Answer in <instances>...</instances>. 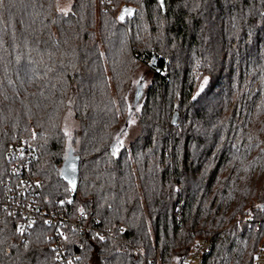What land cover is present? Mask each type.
<instances>
[{"label": "trees", "instance_id": "16d2710c", "mask_svg": "<svg viewBox=\"0 0 264 264\" xmlns=\"http://www.w3.org/2000/svg\"><path fill=\"white\" fill-rule=\"evenodd\" d=\"M70 1L63 13L57 0H0V182L23 139L47 208L97 216L106 232L66 226V244L82 247L75 264H186L202 240L201 264H254L264 0ZM75 166L72 190L63 169ZM52 231L39 220L19 243L0 211V264H54Z\"/></svg>", "mask_w": 264, "mask_h": 264}, {"label": "built area", "instance_id": "2783aa9c", "mask_svg": "<svg viewBox=\"0 0 264 264\" xmlns=\"http://www.w3.org/2000/svg\"><path fill=\"white\" fill-rule=\"evenodd\" d=\"M27 151V144L20 139L10 143L4 153V163L7 166L0 182V211L15 219L19 243L26 240L30 230L39 220L53 227L48 239L54 252V264H75L79 260L82 247L77 244L72 249L66 244V226L79 232L94 230L103 239L106 232L103 233L97 228V216L79 211L72 218H67L62 212L47 208L41 198V179L33 176L29 170ZM261 210V221H264V205ZM211 247V241L202 240L199 250L186 264H201L204 254L209 253ZM254 264H264V241L258 248Z\"/></svg>", "mask_w": 264, "mask_h": 264}, {"label": "rangeland", "instance_id": "374dc122", "mask_svg": "<svg viewBox=\"0 0 264 264\" xmlns=\"http://www.w3.org/2000/svg\"><path fill=\"white\" fill-rule=\"evenodd\" d=\"M103 2H104V0H103ZM70 5H71V1L70 0H57V2H56L57 10L59 12H63V13H66V12L69 11ZM107 9H108V7H107ZM141 60H142V58H141ZM146 71H147V67H146V65L144 63H142L141 64V68L137 71V74L135 75V77L133 79V82H134L135 85H137L138 90H143V88L145 86H147L149 84V82H150V73L148 74V73H146ZM141 81H142V83H141ZM140 84H142V85L140 86ZM70 117L71 116H69V117L67 116L65 118V126H66V129H68V130L69 129L71 130V128H73L75 126L74 121H72V119ZM127 123L128 124L125 125V127L123 129L124 130V133L122 134L123 136L120 139V141L123 142V143L128 142L137 132V128H136V125H135L136 120H135L133 115L130 117V119L128 120ZM66 172L68 173L67 170H66ZM199 248H200V245H199ZM199 248H198V250H199ZM194 253H196V251Z\"/></svg>", "mask_w": 264, "mask_h": 264}, {"label": "water", "instance_id": "95a60500", "mask_svg": "<svg viewBox=\"0 0 264 264\" xmlns=\"http://www.w3.org/2000/svg\"><path fill=\"white\" fill-rule=\"evenodd\" d=\"M152 63L154 65H156L155 61H152ZM137 96H139V93H137ZM177 120H178V115L176 113H174L173 116H172V120H171L172 125H175L177 123ZM63 171H65V175H66L65 178L68 181V183L70 184L72 190H75V185H76V166H75V168L72 167V169L70 171H68V173L66 172L65 168L63 169Z\"/></svg>", "mask_w": 264, "mask_h": 264}]
</instances>
